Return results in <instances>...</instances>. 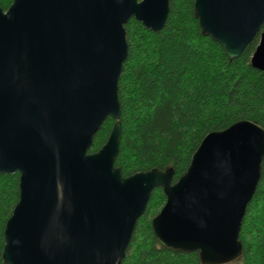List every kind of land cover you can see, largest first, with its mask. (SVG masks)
I'll list each match as a JSON object with an SVG mask.
<instances>
[{"label":"water","instance_id":"95a60500","mask_svg":"<svg viewBox=\"0 0 264 264\" xmlns=\"http://www.w3.org/2000/svg\"><path fill=\"white\" fill-rule=\"evenodd\" d=\"M169 0H12L0 9V175L19 174L4 228L3 264H121L154 189L152 218L165 248L201 264L242 256L239 234L264 162V129L249 120L204 136L186 172L123 177L118 82L124 26H165ZM201 34L230 60L259 35L250 60L264 71V0H195ZM106 143L89 153L104 121Z\"/></svg>","mask_w":264,"mask_h":264},{"label":"trees","instance_id":"16d2710c","mask_svg":"<svg viewBox=\"0 0 264 264\" xmlns=\"http://www.w3.org/2000/svg\"><path fill=\"white\" fill-rule=\"evenodd\" d=\"M194 2L169 0L159 32L135 19L124 26L128 55L118 82L121 140L115 160L123 177L171 168L175 183L206 134L239 120L264 129V71L250 65L259 35L230 60L220 44L201 34ZM11 3L0 0V9ZM114 123L110 117L104 121L89 153L102 148ZM18 200L19 174L0 175V264L5 224ZM165 202L162 189H154L121 264H201L197 251L171 250L156 240L151 220ZM239 241L242 256L231 264H264V162Z\"/></svg>","mask_w":264,"mask_h":264}]
</instances>
